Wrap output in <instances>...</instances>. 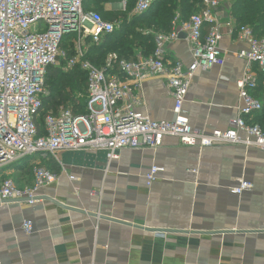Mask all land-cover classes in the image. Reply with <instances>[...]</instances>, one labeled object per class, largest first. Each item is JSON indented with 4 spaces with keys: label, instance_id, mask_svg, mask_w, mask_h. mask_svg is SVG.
I'll list each match as a JSON object with an SVG mask.
<instances>
[{
    "label": "crops",
    "instance_id": "1",
    "mask_svg": "<svg viewBox=\"0 0 264 264\" xmlns=\"http://www.w3.org/2000/svg\"><path fill=\"white\" fill-rule=\"evenodd\" d=\"M233 2L212 11L222 26L224 64L195 73L183 106L192 128L206 134L230 129L238 114L237 81L246 63L236 53L247 47L225 25L233 22ZM185 37L178 31L163 45L167 64H191ZM256 97L262 101L264 93L258 90ZM139 99L137 110L152 120H173L164 79L145 78ZM152 166L162 172L147 186ZM44 168L56 179L39 189L37 203L0 201V264H264L261 150L184 147L165 137L156 149H123L110 162L102 150L61 152ZM5 169L0 183L6 178L19 188L33 185L24 165ZM240 179L253 187L237 196L231 189ZM25 221L32 222L30 234L23 231Z\"/></svg>",
    "mask_w": 264,
    "mask_h": 264
},
{
    "label": "built area",
    "instance_id": "2",
    "mask_svg": "<svg viewBox=\"0 0 264 264\" xmlns=\"http://www.w3.org/2000/svg\"><path fill=\"white\" fill-rule=\"evenodd\" d=\"M125 11L128 0H117ZM233 0H202L204 10L169 34L155 38V50L149 57L138 56L133 62H119L122 77L108 76L83 60L84 39L90 37L98 44L103 35L111 34L115 26L95 12L83 11V0H0V169L24 158L50 156L57 160L61 152L102 150L110 161L118 159L123 149L158 148L165 137H172L184 147L210 148L216 145L256 148L264 152V128L250 124L254 113L262 110V103L250 92L256 87L253 66L264 70V38L254 36L248 26L237 31L236 40L246 45L236 56L245 61V69L237 81L239 108L230 129L210 134L195 130L183 112V106L195 73L224 64V53L219 47L221 24L212 11ZM158 0H136L133 14L148 11ZM205 24L210 25L202 37ZM231 34L234 26L226 24ZM178 31L186 34L192 62L184 68L180 62L164 61L163 45L173 41ZM75 34L76 56L67 67L87 73L88 102L86 115L73 116L68 110L49 114L44 119V136H39L36 118L46 93L45 74L49 66L58 65L65 58L59 49L65 35ZM166 81L173 100V120L154 121L137 110L139 91L147 77ZM243 133L245 137H241ZM33 185L19 188L12 179L0 183V201L33 205L38 202V191L53 183L56 176L34 162ZM162 169L152 166L145 180L151 186ZM252 184L240 179L231 193L240 196L252 189ZM30 234L32 222L22 224Z\"/></svg>",
    "mask_w": 264,
    "mask_h": 264
},
{
    "label": "trees",
    "instance_id": "3",
    "mask_svg": "<svg viewBox=\"0 0 264 264\" xmlns=\"http://www.w3.org/2000/svg\"><path fill=\"white\" fill-rule=\"evenodd\" d=\"M115 2L118 1L83 0L84 12H95L104 21L117 24L114 31L111 34L103 35L98 44L93 43L90 37L84 39L83 60L89 61L98 69H105L108 76L118 77H122L118 68L119 62H133L138 56H151L156 47V36L171 33L175 19L177 26L187 22L192 15L201 14L204 10L202 0H158L148 11L140 15H131L136 0H128L125 11L105 10V5ZM230 15L235 38L237 31L243 26L250 27L256 38H264V0H234L230 8ZM203 28L206 29V33H202L204 38L210 25L205 24ZM75 41V34L65 35L59 46L60 51L64 52L65 58H60L58 65L49 66L46 70V93L41 99L42 107L36 118L39 136L45 135L44 119L49 114L56 115L61 109L70 111L75 117L88 113L87 73L79 66L67 67V62L76 56ZM63 67L66 69L64 70ZM253 69L257 73V82L255 89L250 94L262 103V110L254 113L247 122L259 125L256 120L261 119V123L264 120V100L261 101L256 97V93L258 90L264 93V87L260 83V80L264 81V70L259 69L256 65L253 66ZM261 127L264 128V125ZM36 157L41 161L40 167H44L47 160L54 161L50 156L44 159L40 156ZM23 165L26 169L23 174L32 176L34 165H31L30 157L4 169L18 170ZM5 170H2L1 173Z\"/></svg>",
    "mask_w": 264,
    "mask_h": 264
},
{
    "label": "rangeland",
    "instance_id": "4",
    "mask_svg": "<svg viewBox=\"0 0 264 264\" xmlns=\"http://www.w3.org/2000/svg\"><path fill=\"white\" fill-rule=\"evenodd\" d=\"M105 7V10H111V11H118V12H120L121 10L119 9V5L115 2V3H110V4H108V5H105L104 6ZM133 14V11H132V13H131V15ZM114 24V23H113ZM114 26L115 27H117V24H114ZM65 67V66H64ZM63 67V69L65 70L66 68H64ZM12 170V169H11ZM11 170H9V171H11ZM24 170H26V169H23V172H24ZM8 171V172H9ZM15 173V171H13V172H11V174H8V175H6L5 177H11V175L12 174H14Z\"/></svg>",
    "mask_w": 264,
    "mask_h": 264
}]
</instances>
